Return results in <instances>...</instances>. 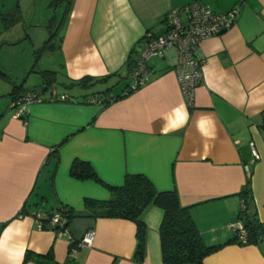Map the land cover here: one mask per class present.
<instances>
[{"label": "crops", "instance_id": "crops-1", "mask_svg": "<svg viewBox=\"0 0 264 264\" xmlns=\"http://www.w3.org/2000/svg\"><path fill=\"white\" fill-rule=\"evenodd\" d=\"M70 1L58 49L62 85L75 90L110 86L91 95L63 93L67 101L31 104L22 117L9 106L2 110L0 264H22L27 251L52 252L59 264H162L161 208L150 205L140 217L146 235L138 263L135 223L96 216L85 206L86 199L108 200V186L122 185L127 174L145 175L159 192L176 190L205 244H224L204 258L205 264H264V243L225 244L235 237L240 193L249 176L254 212L264 224V0ZM191 1L218 13L239 7L229 29L200 43L203 79L193 104L188 105L177 80L174 48L149 58V80L123 96L144 35L163 33L169 11ZM12 10L0 12V20ZM85 77L102 80L86 88L69 86ZM44 87L48 91L42 97L58 96L50 85ZM95 93L119 98L86 102ZM250 141L261 155L252 164ZM75 160L89 163L99 180L71 176ZM60 207L74 215L67 230L71 240L58 237L50 223L37 224L35 214ZM89 229L93 245L70 252Z\"/></svg>", "mask_w": 264, "mask_h": 264}, {"label": "trees", "instance_id": "trees-1", "mask_svg": "<svg viewBox=\"0 0 264 264\" xmlns=\"http://www.w3.org/2000/svg\"><path fill=\"white\" fill-rule=\"evenodd\" d=\"M62 1H65V3L61 20L58 22L56 17L53 18L48 26L50 30L49 40L44 43L42 50L60 48V42L56 47L52 41L58 34V30L65 24L71 4L70 0ZM18 10L19 8L17 6L16 9L4 14L3 18L1 17L2 20L5 22L9 17L14 19L16 11ZM130 63V67L133 69L136 64V58L131 60ZM39 74L43 76V84L41 86L32 89H25L23 86H17L8 94L10 100L13 101L28 91L40 90L44 92L46 91L44 84L51 85L56 82V73L53 71L41 70ZM100 80L102 79L85 77L81 80L73 81L69 86L86 88L93 86ZM133 91L135 90L129 88L128 91L122 95H127ZM117 98L119 97L110 95L107 98L101 97V104L110 103ZM69 174L77 179L99 180L93 167L89 163L83 161L75 160L71 165ZM108 189L110 192L108 200L86 199L85 206L87 208H94L97 211L96 216L127 219L135 223L137 246L134 259L138 263H141L144 259L146 235V226L140 220V217L144 210L150 205H155L163 210V218L159 227L162 264H205L204 258L224 245H206L191 217L189 207L181 206L177 191L159 192L156 190L153 183L143 174H127L124 177L122 185L108 186ZM240 194L243 207L241 206L239 211L238 220L243 224L245 241H240L236 233L235 237L225 244L231 242H238L241 245L264 243V224L259 221L254 212L250 176L247 178L245 186ZM22 211H24V208ZM56 213L60 215L64 224L52 228L54 230L61 229L67 231L71 220L74 218L72 211L60 207L55 213H48V216L50 217ZM47 223H50L49 220H43L41 228H44ZM80 240L73 243L70 252H72L74 246H78ZM31 261L36 264H59L56 262L52 252L38 254L27 251L24 255L22 264H27Z\"/></svg>", "mask_w": 264, "mask_h": 264}, {"label": "built area", "instance_id": "built-area-1", "mask_svg": "<svg viewBox=\"0 0 264 264\" xmlns=\"http://www.w3.org/2000/svg\"><path fill=\"white\" fill-rule=\"evenodd\" d=\"M238 14V6H234L225 13H218L196 1H191L177 9H171L165 17L167 29L163 33L154 35L151 32H147L144 35L141 41L142 48L132 70L130 89L136 90L149 80L152 74L148 66L149 58L153 56L161 57L165 49L174 48L178 57L176 65L177 80L188 105H192L194 90L201 84L203 79L202 66L204 60L199 55L200 43L229 29L234 24ZM42 93L40 90L28 91L11 101L10 108L14 111V116H24L28 111V107L34 103H41L46 100H69V97L65 94L44 98ZM101 101L99 95H94L86 100V102L93 104H101ZM249 150L251 164L261 158L253 141L249 142ZM245 171L250 174L251 170L248 165H245ZM241 206L243 207V204ZM35 218L39 227H42L43 220H49L52 227L64 224V221L57 213L49 217L48 213L41 212L36 214ZM233 226L239 240L244 242L245 230L242 222L238 220ZM54 231L58 237L67 235L68 239L71 240V236L68 235L66 230L57 229ZM93 242L94 231L89 229L85 232L78 245L90 247Z\"/></svg>", "mask_w": 264, "mask_h": 264}, {"label": "rangeland", "instance_id": "rangeland-1", "mask_svg": "<svg viewBox=\"0 0 264 264\" xmlns=\"http://www.w3.org/2000/svg\"><path fill=\"white\" fill-rule=\"evenodd\" d=\"M64 3L62 0H0V12L16 9V6L19 8L14 19L9 17L5 22L0 20V114L8 106L10 108L8 94L13 88H31L43 84V76L39 74L41 70L56 72V82L50 86L58 95L66 93L77 97L76 91L79 95V91L91 95L110 86L96 84L85 90L64 88L59 50H42L44 43L49 40L48 26L54 17L58 22L61 20ZM62 28L52 41L56 47ZM119 84L116 82L111 85L112 89H116Z\"/></svg>", "mask_w": 264, "mask_h": 264}]
</instances>
